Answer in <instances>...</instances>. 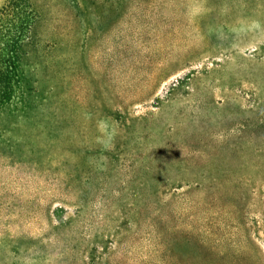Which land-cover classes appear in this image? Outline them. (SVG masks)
<instances>
[{"label":"rangeland","instance_id":"1","mask_svg":"<svg viewBox=\"0 0 264 264\" xmlns=\"http://www.w3.org/2000/svg\"><path fill=\"white\" fill-rule=\"evenodd\" d=\"M21 1L0 264H264V0Z\"/></svg>","mask_w":264,"mask_h":264},{"label":"trees","instance_id":"2","mask_svg":"<svg viewBox=\"0 0 264 264\" xmlns=\"http://www.w3.org/2000/svg\"><path fill=\"white\" fill-rule=\"evenodd\" d=\"M22 4L24 3H22L21 0H11L0 12L1 111L10 103L16 88L22 89V94H24L22 102L26 100L25 94H27V91L31 90L30 84L24 76L22 63L31 60L30 57L34 46L32 23L35 21L36 17L27 7L23 9ZM202 227L204 226L202 225ZM185 228L187 229L184 230L185 235L183 243H186L189 249L187 251L183 250L182 252L186 257L194 254V258H202L205 253L213 252L210 235L203 230L204 228L198 226L196 220ZM154 232V237L158 238L162 245V251L158 253L161 256L160 261H163V255L167 251L166 246L165 249L163 248L165 230L161 228V230H154Z\"/></svg>","mask_w":264,"mask_h":264}]
</instances>
